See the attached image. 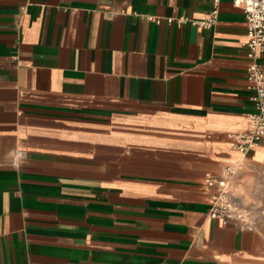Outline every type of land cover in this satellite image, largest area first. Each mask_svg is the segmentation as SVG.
Masks as SVG:
<instances>
[{
	"label": "crops",
	"instance_id": "0c3cea01",
	"mask_svg": "<svg viewBox=\"0 0 264 264\" xmlns=\"http://www.w3.org/2000/svg\"><path fill=\"white\" fill-rule=\"evenodd\" d=\"M214 8L0 0V264H264V137L234 146L247 18L220 0L192 22ZM230 165L255 230L209 215Z\"/></svg>",
	"mask_w": 264,
	"mask_h": 264
},
{
	"label": "built area",
	"instance_id": "2783aa9c",
	"mask_svg": "<svg viewBox=\"0 0 264 264\" xmlns=\"http://www.w3.org/2000/svg\"><path fill=\"white\" fill-rule=\"evenodd\" d=\"M220 0H215V8L207 19H193L194 24L204 27L213 26L218 19V5ZM233 3L242 8L247 18L249 47L248 80L250 88L255 91V112L248 115L250 122L246 131L234 134L236 142L234 146L247 153L253 149L264 137V0H233ZM161 21L160 18L157 19ZM178 20L185 23L188 18H168L169 22ZM237 172V166H227L222 176L207 174L206 185L215 188L211 195L209 215L221 220L224 224L236 223L241 229L255 230L262 213L255 208L244 206L235 199L233 181Z\"/></svg>",
	"mask_w": 264,
	"mask_h": 264
}]
</instances>
